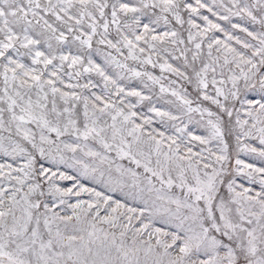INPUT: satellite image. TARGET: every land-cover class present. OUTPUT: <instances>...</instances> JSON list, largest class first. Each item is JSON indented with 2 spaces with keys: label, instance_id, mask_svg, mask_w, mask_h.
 <instances>
[{
  "label": "snow or ice",
  "instance_id": "1",
  "mask_svg": "<svg viewBox=\"0 0 264 264\" xmlns=\"http://www.w3.org/2000/svg\"><path fill=\"white\" fill-rule=\"evenodd\" d=\"M0 264H264V0H0Z\"/></svg>",
  "mask_w": 264,
  "mask_h": 264
},
{
  "label": "rangeland",
  "instance_id": "2",
  "mask_svg": "<svg viewBox=\"0 0 264 264\" xmlns=\"http://www.w3.org/2000/svg\"><path fill=\"white\" fill-rule=\"evenodd\" d=\"M209 2H210V0H209ZM210 18L215 19L214 17H210ZM232 22H233V23H241V24H244L245 26L252 27L251 23H250L249 21H247L246 18H245L244 20H240V19H238V18H236V17H233V18H232ZM220 23H221L222 25H224L225 27H228V26H229L228 23L225 22V21H220ZM257 27H258V26H257ZM240 35H243V34L240 33ZM156 74H159V73H158V70H157V73H156ZM158 106L163 107V108H167V107H168V105L164 104L163 101H161L160 105H158ZM156 127H159V125H156ZM244 159L248 160V159H250V158L245 157ZM253 162H255V161H253Z\"/></svg>",
  "mask_w": 264,
  "mask_h": 264
}]
</instances>
